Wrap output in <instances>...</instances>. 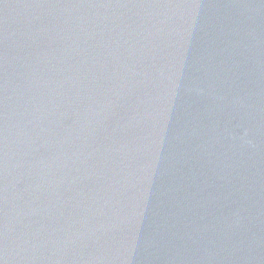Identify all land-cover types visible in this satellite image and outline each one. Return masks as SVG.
Masks as SVG:
<instances>
[{
  "label": "water",
  "instance_id": "1",
  "mask_svg": "<svg viewBox=\"0 0 264 264\" xmlns=\"http://www.w3.org/2000/svg\"><path fill=\"white\" fill-rule=\"evenodd\" d=\"M0 264H264V0H0Z\"/></svg>",
  "mask_w": 264,
  "mask_h": 264
}]
</instances>
